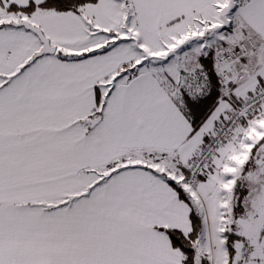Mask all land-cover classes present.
Returning <instances> with one entry per match:
<instances>
[{"label": "snow or ice", "instance_id": "6c2138e0", "mask_svg": "<svg viewBox=\"0 0 264 264\" xmlns=\"http://www.w3.org/2000/svg\"><path fill=\"white\" fill-rule=\"evenodd\" d=\"M0 264H264V0H0Z\"/></svg>", "mask_w": 264, "mask_h": 264}]
</instances>
